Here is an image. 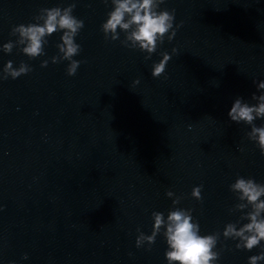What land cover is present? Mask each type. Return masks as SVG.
I'll return each mask as SVG.
<instances>
[{
	"label": "clouds",
	"instance_id": "clouds-1",
	"mask_svg": "<svg viewBox=\"0 0 264 264\" xmlns=\"http://www.w3.org/2000/svg\"><path fill=\"white\" fill-rule=\"evenodd\" d=\"M165 0H111L113 10L108 13V18L101 25V31L105 40L116 41L120 39V32L125 34L121 44L125 47L139 50L146 53L145 59H150L165 38L169 42L176 35L174 27L175 10L160 9V5ZM105 4L109 0H104ZM76 4L69 6L42 8L39 14L33 17L35 23L27 25L20 24L14 26L11 35L17 39L2 45L4 53H11L14 47L30 59H36L45 55L44 46L48 43V37L62 31L61 43H58L59 55L53 56V63L68 61L66 72L68 76H74L80 66L81 61L73 59L79 55L81 45L76 43L75 37L84 27V21L73 15ZM119 30V31H118ZM22 46V47H21ZM177 52L176 48L172 53ZM162 59L152 65L151 75L159 78L166 71V66L171 54L161 53ZM47 60L41 62V67H46ZM32 71V68L21 62L18 67L13 66L12 61H8L0 71V80H7L9 77L16 79ZM139 79L134 84H139ZM258 90H264V81L257 83ZM255 104H249L243 98L238 97L233 102L228 116L231 121L239 124L241 122L250 125L251 131L246 135L254 142L264 155V125L257 126L255 120L264 119V91L260 95L252 94ZM236 199L239 201L230 211H240L242 214L235 223L225 225L222 236L225 240L238 241L236 249L251 251L261 245L264 241V184L257 183L253 178L238 177L230 186ZM202 185L192 189L191 196L196 200H202ZM166 196L173 198V208L169 210L165 219L164 213L154 211L152 213L153 228L151 235H145L139 229L136 238V247L140 248L147 243L150 246L155 243L158 235L162 234L166 239L168 249L165 258L168 264H216L220 257V251L216 250L221 233L216 232L208 235L200 234V225L194 221L192 209L176 207L180 204L182 197L175 196L172 191H167ZM250 209L246 213L243 211ZM247 220L238 227L241 221ZM24 259H27L25 255ZM264 261V249L258 255L248 258V264H258ZM14 264V262H12Z\"/></svg>",
	"mask_w": 264,
	"mask_h": 264
}]
</instances>
